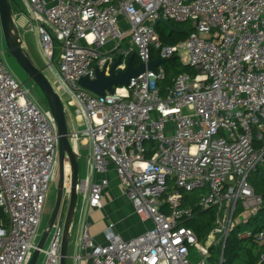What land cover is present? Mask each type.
<instances>
[{"label":"built area","instance_id":"obj_1","mask_svg":"<svg viewBox=\"0 0 264 264\" xmlns=\"http://www.w3.org/2000/svg\"><path fill=\"white\" fill-rule=\"evenodd\" d=\"M23 2L54 88L83 117V130L71 126V142L91 145L88 174L77 185L73 264H213L216 246L224 264L236 229L264 264V226L253 224L264 196L250 180L264 166V0ZM158 18L191 22L194 30L164 44ZM1 38L0 25V264H29L58 173L60 135L51 109L9 70ZM133 54L145 63L178 56L196 72L178 74L164 93V64L103 96L79 85L120 55L116 70H125ZM111 171L150 226L126 239L112 222L100 241L90 231L89 210L103 207ZM70 195L66 180L41 264H61ZM211 208L213 227L199 239L186 224Z\"/></svg>","mask_w":264,"mask_h":264},{"label":"water","instance_id":"obj_2","mask_svg":"<svg viewBox=\"0 0 264 264\" xmlns=\"http://www.w3.org/2000/svg\"><path fill=\"white\" fill-rule=\"evenodd\" d=\"M14 0H0V25L2 36L10 53L17 59L18 63L28 73L30 78L40 87L43 92L48 107L53 112L59 129V181L57 198L54 209L52 211L48 229L43 233L34 249L32 258L29 264H36L41 254V249L45 246L48 239L51 227L59 213L62 205L63 192L66 182V160H69L71 174V195L67 208L66 219L64 224V234L61 246V264H67L68 246L72 240V226L74 223L76 209L78 205V190L77 185L80 181V165L79 152L71 142V124L68 109L54 88L51 80L47 77L43 70L39 69L33 62L27 48L24 46V41L21 36L16 16L13 9ZM163 23L173 31H179L176 24L164 18L155 20V24ZM121 55L112 63L107 70V66L97 70V77L90 79L87 76L79 80V85L98 94L105 95L106 91L113 92L115 86L127 85L131 79L140 75L146 68L154 69L159 64H164L169 61L168 58L151 59L149 62H140L135 66L134 55L128 58L127 67L125 70H116L117 65L121 61Z\"/></svg>","mask_w":264,"mask_h":264},{"label":"rangeland","instance_id":"obj_3","mask_svg":"<svg viewBox=\"0 0 264 264\" xmlns=\"http://www.w3.org/2000/svg\"><path fill=\"white\" fill-rule=\"evenodd\" d=\"M21 7H23L26 10V6L23 2V0H14L13 1V9L14 12H20L21 11ZM22 30V34H23V40L27 46V50L33 60V62L35 63V65L44 71V73L47 75V77L50 80H54L55 79V75L53 74L52 70H50V68L47 65L46 59L44 58V56L42 55L41 51H40V47H39V43H38V38L37 35L34 31L28 30L25 31V29H21ZM129 41L124 40L122 43V47L127 49L129 48ZM1 49L3 51V56L5 59V62L9 68V70L14 74V76L16 77V79H18L19 81L23 82L25 84L26 87H28L30 89V92L33 96V98L38 102V104H40L43 108H49L48 107V103L47 100L43 94V92L41 91L40 87L30 78V76L28 75V73L22 68V66L18 63L17 59L10 53L9 49L6 46V43L3 39V36L1 38ZM57 62V61H56ZM67 96H64V99L66 100ZM81 126V129L83 130L85 128V125H79V127ZM79 146H81V142H79ZM88 151V147H84L81 146V151ZM85 152L83 154H81V168L80 169V179H84L83 178V174H85V169H86V154ZM263 165L260 166V168H262ZM255 174H257V172H253L250 176V178H252ZM71 174H70V164H69V160H66V180L71 181ZM58 181H59V167H58V173L57 176L55 178L54 181L51 182L50 186H49V190H48V195H47V200L45 202L43 211H42V216H41V222L38 228V237H37V243L40 240L41 236L43 235V233L48 229V224L50 221V217L52 214V211L54 209L55 203H56V198H57V190H58ZM78 208H80L81 206V202H82V193L79 194L78 196ZM214 223V222H213ZM76 229H77V224H75L74 228H73V233H72V242L69 244L68 246V259H67V264H73V259H72V255L74 253V238H75V234H76ZM241 229H244V227H241ZM233 235V233L231 234ZM52 239V234H49L48 239L45 243V248L49 246L50 242ZM243 246V245H242ZM223 252V247L219 248V247H214L213 249V257L211 259V261L213 262V264H220V259H221V255ZM225 254V251H224ZM248 257L247 252L245 253V248L244 246L239 248L238 250V255H236L233 260L232 263L233 264H242L244 262V260H246ZM43 258V254L41 253L38 261L36 264H41ZM225 264V263H224Z\"/></svg>","mask_w":264,"mask_h":264},{"label":"crops","instance_id":"obj_4","mask_svg":"<svg viewBox=\"0 0 264 264\" xmlns=\"http://www.w3.org/2000/svg\"><path fill=\"white\" fill-rule=\"evenodd\" d=\"M24 11H20L15 13L16 21L21 33V29H25V31L30 30L29 22L27 15ZM23 38V37H22ZM24 41V40H23ZM39 43V42H38ZM112 44V43H110ZM24 46L27 48L25 42ZM111 47V45L109 46ZM70 116V124L80 130L83 124V117L77 113L75 107L67 108ZM81 146L88 147V151H81V146H75V149L79 152V165L81 168V154L85 152L86 156V169L85 174H83V178H85L88 174V156L90 154L91 145L88 139H81ZM103 174H96L95 179H100ZM110 178V186L105 191V194L102 199V208H91L89 210L90 214V231L92 235L100 241H105L106 233L112 222L115 223V231L120 233L124 238L128 239L134 237L138 234H141L145 231V229L150 226L149 222H142L138 215L136 214L133 205L126 197L123 192L122 184L119 182V179L116 176L114 171H111L108 174ZM77 230V229H76ZM82 264H86V261L83 260Z\"/></svg>","mask_w":264,"mask_h":264},{"label":"trees","instance_id":"obj_5","mask_svg":"<svg viewBox=\"0 0 264 264\" xmlns=\"http://www.w3.org/2000/svg\"><path fill=\"white\" fill-rule=\"evenodd\" d=\"M22 11H26L23 7H21ZM176 26L179 28V31H173L168 26L163 23H159L156 25V29L160 35V38L164 44H176L180 41L186 39L189 33L194 30L191 22H174ZM134 55V65L137 66L140 63V60L137 54ZM156 57L157 54L155 53ZM164 68L166 72V78L160 82V86L162 92L164 93L168 86H172L173 79L180 73L187 72L194 74L196 70L193 69L189 64L184 63L180 57L174 56L170 58L169 61L164 63ZM251 183L254 185L256 191L264 196V166L259 169L257 174H255L252 178H250ZM190 196V195H188ZM193 196H196L195 194ZM192 198V197H191ZM190 200V199H189ZM215 216V209L211 208L206 211H199L196 218L187 222L186 225L194 228L199 239H202L206 236V234L212 229L213 222ZM253 224L256 228H260L264 226V209L260 213V215L254 217ZM239 229H236L233 232V235L229 236L227 241V245L225 247V264H233V258L238 255L239 248H245V253L247 252L248 257L242 264H257L258 258L256 255V251L252 247H248L246 240H242L238 237ZM243 245V246H242ZM239 264V263H238Z\"/></svg>","mask_w":264,"mask_h":264}]
</instances>
